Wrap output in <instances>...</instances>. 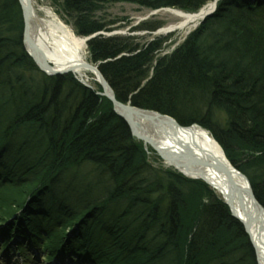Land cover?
<instances>
[{
	"label": "trees",
	"instance_id": "1",
	"mask_svg": "<svg viewBox=\"0 0 264 264\" xmlns=\"http://www.w3.org/2000/svg\"><path fill=\"white\" fill-rule=\"evenodd\" d=\"M119 2L196 13L211 0H61L83 37L110 32L116 20L94 12ZM216 7L169 54L159 55L166 37L130 35L99 34L87 50L118 101L208 129L264 206V0ZM22 31L19 1L0 0L2 248L16 241L92 264H256L213 189L153 167L109 99L71 73H42Z\"/></svg>",
	"mask_w": 264,
	"mask_h": 264
},
{
	"label": "bare ground",
	"instance_id": "2",
	"mask_svg": "<svg viewBox=\"0 0 264 264\" xmlns=\"http://www.w3.org/2000/svg\"><path fill=\"white\" fill-rule=\"evenodd\" d=\"M21 1L28 9V26L32 30V38L42 53L41 57L46 58L50 65H52V68L59 71L71 69L77 78L83 80L85 84L91 85L88 74L92 73V71L82 67V64L88 63L86 56H84L86 42L82 38L74 35L67 25H64L52 11L45 8L43 10L44 15L39 16L35 0ZM214 5L215 7L217 6L216 1L211 0V2L201 7L198 13H187L182 10L173 9L171 12L180 18L179 23L159 31L162 34H168L169 32L180 31L192 25L200 24L203 17L214 9ZM93 76L97 79L94 74ZM92 88V91L98 97L105 98L101 95L103 89ZM110 103L111 107H113L111 101ZM126 114L128 124L134 131L135 136L133 134L132 136L134 139H138V141L141 140V143L145 142L146 149L150 148V145L154 146L163 157H166L167 161L165 163L173 170H180L186 176H191L198 180L202 178L206 185L209 184L207 186L210 187L211 185L216 189H220V194L216 193L222 199L225 196V200L228 201L229 206L238 219L247 222L246 219L249 218L250 214H253V218L255 212L250 207V201L247 198L248 191L246 195L241 194L243 200L241 206H239L235 197L236 194H230L227 188L230 182L229 184H234L238 188L248 189L245 179L235 173L241 170L239 171L237 167L231 164L225 156L223 148L210 135L208 129L191 124L187 125L189 128L180 129L177 132L169 131L166 128L163 130L165 135L162 136L144 118H137L133 114ZM202 151L207 154L209 153L210 156L216 158L222 165H226L227 163L231 165L230 167H232L231 169L234 170V173L230 174L228 183L226 182V178L216 176L215 171L210 168L209 163L203 160L204 154L201 153ZM227 209L229 210L228 206ZM259 219L262 222H258V219L253 218L249 230L252 241L255 242L256 249L259 251L260 257H262L261 264H264V214Z\"/></svg>",
	"mask_w": 264,
	"mask_h": 264
},
{
	"label": "rangeland",
	"instance_id": "3",
	"mask_svg": "<svg viewBox=\"0 0 264 264\" xmlns=\"http://www.w3.org/2000/svg\"><path fill=\"white\" fill-rule=\"evenodd\" d=\"M35 5L37 7L39 16L44 15L43 10L45 8L52 11L54 15H56L57 18L61 22L64 23V25H67V27L71 30L72 33H74V35L82 38L83 40L85 37H91L95 34L94 33L93 35L84 36V37L78 35L73 25V22H74L73 18L69 16V14H67V12L64 10L63 4H61V0H35ZM171 10H173V8H170V7H168V9L163 8V9H157V10H149V9L146 10L145 8H141L138 5H134V4L127 3V2L125 3L119 2V3H114L111 5L104 4L102 9L94 12L95 13L94 16L103 23H110V21L116 20L115 24L111 26L112 28V30L110 31L111 34L123 35V36L130 35L136 39L137 43L140 42L143 44L148 41L158 39L159 37L168 38L166 43L163 44V49L161 50L162 52H160L159 54V55H164V54H169L171 50H173L176 46H178L182 42V40L185 39V37L188 36L193 31V29H195L198 25H200V24L192 25L183 30H180V31L176 30L174 32H169L168 34L160 33L159 30L163 28H169V26L176 25L180 21V18L176 17L171 12ZM175 10H178V9H175ZM145 23H155L156 25L159 24V27L154 31H149V30L145 31L141 29L133 30L135 27L137 28V26L141 24H145ZM100 32L102 34L109 33L106 30L100 31ZM116 35H112V36H116ZM84 56H86V59L88 62L92 63V61L90 60L88 50H87V45H85ZM92 65H95V64L92 63ZM88 76L90 77L91 86L97 88L96 84H99V83L97 82L93 74L89 73ZM210 135L212 136L211 133ZM134 140H136L141 145H143V148L147 150V159L150 161L153 167H161L164 169L170 168L167 166L165 161L162 160L161 157H159V155L154 149L153 150L150 148L146 149L143 143H141L137 139H134ZM235 154L237 156H240L241 160L247 159V156H246L247 153L241 152V150H236ZM190 189L192 190V186H189L188 184L187 186H184V187L181 186L182 191L184 190L188 191ZM214 192L219 198V200L220 199L222 200V198L219 197V195L216 193L215 190ZM204 200H206V198H204ZM242 229H243V226H242ZM247 239H248V236H247ZM0 243H2V241H0ZM30 248H27L28 250L25 249L24 253L20 255L14 252V250L16 249V242H12L8 246L7 249L0 251V264H23V263L24 264H81L82 263V261L80 260L77 262H71L67 260L69 257H66L64 255L62 256L58 255L59 257L55 256L54 258L51 257V259H47L46 256L44 255L45 252L42 251L41 249L38 250L37 248H32V249ZM33 253H36L35 258L30 256ZM22 256H24V259L22 258Z\"/></svg>",
	"mask_w": 264,
	"mask_h": 264
},
{
	"label": "water",
	"instance_id": "4",
	"mask_svg": "<svg viewBox=\"0 0 264 264\" xmlns=\"http://www.w3.org/2000/svg\"><path fill=\"white\" fill-rule=\"evenodd\" d=\"M217 1V0H214ZM19 4L21 6V11H22V16H23V31H22V40H23V47L26 49L27 53L29 54V56L34 60L36 66L38 67V69H40L42 72H45L47 75L50 76H54V75H64V73H68L71 72V69H67L64 71H59L55 68H52V66H50L49 62L46 60V58H44L43 56L41 57V52L39 50V48L37 47L34 39L32 38V30L30 29V27L28 26V16H27V12L28 9L26 6H24L22 4V1L19 0ZM215 4V3H214ZM215 7V5L213 6V8ZM215 9V8H214ZM213 9V10H214ZM213 10L206 14L203 19L206 16H209ZM98 34H102V33H95L93 36L91 37H85L84 41L87 42L92 38H95L96 35ZM107 36H112V35H116V34H111V33H105ZM104 34V35H105ZM82 67L90 69L92 71V73L97 77V81L100 84L101 88L103 89V92L101 93L102 96H104L105 98L109 99L112 104H113V111L114 113L121 119H123L125 121V123L127 124L128 128L131 130L133 136L134 135V131L133 129L129 126L128 124V118H126L125 114H133L135 117L137 118H144L145 120H147L150 124L151 127H153L158 133H160L162 136L165 135L164 131L166 128L169 129V131H178L180 129H184V128H189V126H181L177 120L171 116L165 115V114H160L156 111L153 110H147L144 108H138L135 107L129 103H124L122 101H118L117 98H115L114 96V92L113 89L109 86L108 82L106 81V79L102 76L99 67L96 65H92L90 63H85L82 64ZM80 82L87 88H90L91 90L93 89L92 86H90L89 84H85V82L83 80H80ZM126 114V115H127ZM197 125V124H195ZM193 124V126H195ZM138 140V139H137ZM140 140V139H139ZM141 141V140H140ZM144 147L146 145V143L144 142ZM146 148V147H145ZM151 149H154L157 154L159 155V157H161L162 160H164L165 162L167 161L166 157L162 156V154L158 151V149H156L154 146L150 145ZM201 153L204 154V161L209 163L210 168H212L215 171L216 176L218 175V177H222V178H226V182L228 183V179L230 174L234 173V170L231 169L232 167H230L231 165L228 163L226 165H222L216 158L210 156V154L202 151ZM168 166V165H167ZM180 172V170H178ZM181 173V172H180ZM237 173L239 176L243 177L247 183V188L248 189H243V188H238L236 185H232L228 183V190L230 194H236V199L238 201V205L241 206L242 204V198H241V194L246 195V192L248 191V197L249 201H250V207L252 209V211L255 212L253 218L258 219V222H262L261 219H259L260 216H262L264 214V206H262L258 199L255 198L254 192H253V188H251L250 182L248 180V177H246L241 171L240 172H235ZM185 178H189L192 180H197V178L191 177V176H186L185 174L181 173ZM202 181L203 179L200 178ZM207 183V182H206ZM209 185V184H207ZM210 187L212 189H216L213 186L210 185ZM216 192L220 194V189H216ZM224 195V193H223ZM230 198V195H229ZM224 203L226 206H228L229 210H230V214L231 216L238 220V222L243 226V230L245 231L246 235L248 236V241H250L252 250L254 252V261L256 262V264H261V259L262 257H260L259 255V251H257L256 249V244L254 241H252L251 238V232L249 230L250 228V224L253 221L252 215L250 214L249 218L246 219V221L244 220H240L236 217V215L234 214L233 210L231 209V207L228 204V201L225 200V196H224ZM251 213V212H250ZM262 226V225H261ZM260 259V261H259Z\"/></svg>",
	"mask_w": 264,
	"mask_h": 264
}]
</instances>
